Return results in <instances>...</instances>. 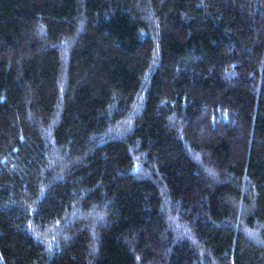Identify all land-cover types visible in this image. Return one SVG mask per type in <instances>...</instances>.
Masks as SVG:
<instances>
[{"label":"trees","instance_id":"trees-1","mask_svg":"<svg viewBox=\"0 0 264 264\" xmlns=\"http://www.w3.org/2000/svg\"><path fill=\"white\" fill-rule=\"evenodd\" d=\"M0 264H264V0H0Z\"/></svg>","mask_w":264,"mask_h":264}]
</instances>
